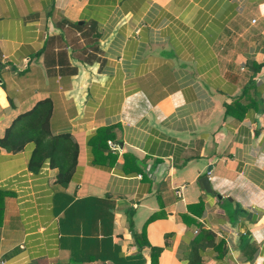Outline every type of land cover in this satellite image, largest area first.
<instances>
[{
  "label": "crops",
  "instance_id": "crops-1",
  "mask_svg": "<svg viewBox=\"0 0 264 264\" xmlns=\"http://www.w3.org/2000/svg\"><path fill=\"white\" fill-rule=\"evenodd\" d=\"M45 99L77 165L0 147V264H264V0H0V139Z\"/></svg>",
  "mask_w": 264,
  "mask_h": 264
},
{
  "label": "trees",
  "instance_id": "trees-1",
  "mask_svg": "<svg viewBox=\"0 0 264 264\" xmlns=\"http://www.w3.org/2000/svg\"><path fill=\"white\" fill-rule=\"evenodd\" d=\"M52 101L45 99L29 112L21 114L0 139V147L17 152L29 141L36 144L30 167L36 169L44 157H50L52 166L58 168L57 181L67 184L77 165L78 145L70 134L54 136L50 132ZM141 245V238L136 234ZM160 253L162 248L152 247Z\"/></svg>",
  "mask_w": 264,
  "mask_h": 264
},
{
  "label": "built area",
  "instance_id": "built-area-1",
  "mask_svg": "<svg viewBox=\"0 0 264 264\" xmlns=\"http://www.w3.org/2000/svg\"><path fill=\"white\" fill-rule=\"evenodd\" d=\"M109 145L113 151H119L120 150V146L113 141H109ZM179 192L181 193V190H179Z\"/></svg>",
  "mask_w": 264,
  "mask_h": 264
}]
</instances>
